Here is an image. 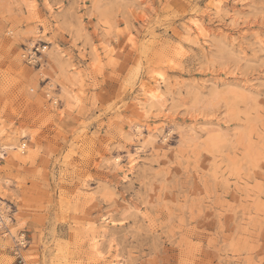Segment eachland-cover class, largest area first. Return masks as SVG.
<instances>
[{
  "label": "rangeland",
  "instance_id": "rangeland-1",
  "mask_svg": "<svg viewBox=\"0 0 264 264\" xmlns=\"http://www.w3.org/2000/svg\"><path fill=\"white\" fill-rule=\"evenodd\" d=\"M1 148L29 264H264V0H0Z\"/></svg>",
  "mask_w": 264,
  "mask_h": 264
},
{
  "label": "built area",
  "instance_id": "built-area-1",
  "mask_svg": "<svg viewBox=\"0 0 264 264\" xmlns=\"http://www.w3.org/2000/svg\"><path fill=\"white\" fill-rule=\"evenodd\" d=\"M55 104L57 101H53ZM5 151L3 148L0 149V162L4 159ZM8 203V201H6ZM2 197L0 192V247L1 242L6 238H10L12 246L10 247L11 253L15 258L17 264H29L26 261L24 251L28 248L30 239L24 230H20L17 234H13L10 229L11 221H14L12 208H9ZM10 204V203H8ZM11 205V204H10Z\"/></svg>",
  "mask_w": 264,
  "mask_h": 264
},
{
  "label": "bare ground",
  "instance_id": "bare-ground-1",
  "mask_svg": "<svg viewBox=\"0 0 264 264\" xmlns=\"http://www.w3.org/2000/svg\"><path fill=\"white\" fill-rule=\"evenodd\" d=\"M151 132H152V131H151ZM4 149H8V147H4ZM9 149H10V148H9ZM116 160L118 161L119 158L117 157ZM1 186H2V185H1ZM0 192H1V190H0ZM1 195H2V192H1ZM2 197H3V195H2ZM3 198H4V197H3ZM4 199H5V198H4ZM6 201H8V200L5 199V202H6ZM5 204H7L9 208H12V206H11L10 204H8L7 202H6ZM10 223L12 224V223H14V221H11ZM22 230H23V229H22ZM26 259H27V258H26Z\"/></svg>",
  "mask_w": 264,
  "mask_h": 264
}]
</instances>
